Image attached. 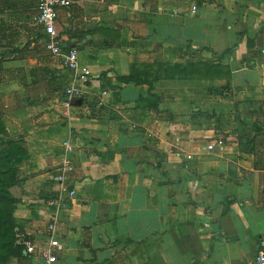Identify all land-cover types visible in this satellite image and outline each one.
<instances>
[{"label":"crops","instance_id":"1","mask_svg":"<svg viewBox=\"0 0 264 264\" xmlns=\"http://www.w3.org/2000/svg\"><path fill=\"white\" fill-rule=\"evenodd\" d=\"M69 1L57 29L90 71L78 106L62 105L70 74L45 37L22 49L24 23L0 30V117L26 151L9 188L16 229L37 249L48 241L69 140L76 196L57 225V264H255L264 135L241 150L235 116L250 109L264 124V0ZM155 64L200 69L151 90L117 81ZM9 264L43 260L19 250Z\"/></svg>","mask_w":264,"mask_h":264},{"label":"built area","instance_id":"2","mask_svg":"<svg viewBox=\"0 0 264 264\" xmlns=\"http://www.w3.org/2000/svg\"><path fill=\"white\" fill-rule=\"evenodd\" d=\"M36 11L33 23L38 26L46 38V50L53 56L60 58L63 67L69 72L70 77L64 88V101L62 105L68 109L75 100L82 96L80 83L85 82L90 76V71L80 65L79 52L76 48L64 50L60 35L57 29L58 11L60 8L68 7L69 0H36ZM63 155L55 176L57 191L50 197L46 204L51 209L50 219L46 228L48 241L37 249L35 243L24 232L15 229V245L21 247L28 255H35L37 252L43 260V264H57L58 252L62 246L57 239L56 231L62 213L67 210L69 200L76 196V190L69 186V179L74 170L72 160L73 146L69 140L62 143ZM255 264H264V235L260 240L257 253L254 259Z\"/></svg>","mask_w":264,"mask_h":264},{"label":"trees","instance_id":"3","mask_svg":"<svg viewBox=\"0 0 264 264\" xmlns=\"http://www.w3.org/2000/svg\"><path fill=\"white\" fill-rule=\"evenodd\" d=\"M36 2V0H33ZM4 9H11V11L18 10V5L25 4V0H3ZM32 7V3L29 4ZM36 10V8H35ZM105 29L113 30L114 28L106 27ZM115 30V29H114ZM44 36V35H43ZM64 49V50H68ZM206 72L214 69L213 66H201V69ZM148 77L142 80L139 74L135 73L136 66H132V72L128 76L118 77L117 81L121 83L136 82L137 84H145L151 90L153 83L160 79H176L189 77L193 70L198 71L199 64L182 66V65H166L155 64L146 65L143 67ZM154 100L157 102L155 96ZM156 104V103H155ZM237 107L239 105H236ZM155 109V108H154ZM208 118H217L214 115L198 113ZM255 114V111L250 109L241 110L236 109V122L238 124V133L236 137L241 150H251L256 135L263 133L264 124L252 122L249 119ZM264 114V112H260ZM26 157L25 149L17 142L8 139L5 133V127L0 117V264H9L10 260L15 256L17 251H22L21 247L15 245V229L16 222L14 218V210L16 201L11 197L9 188L16 183L17 164H19Z\"/></svg>","mask_w":264,"mask_h":264},{"label":"rangeland","instance_id":"4","mask_svg":"<svg viewBox=\"0 0 264 264\" xmlns=\"http://www.w3.org/2000/svg\"><path fill=\"white\" fill-rule=\"evenodd\" d=\"M3 0H0V30H3L2 25L6 24H17V22H21L22 27L20 30L22 31V36L27 41L22 49H27L30 45V40H40L44 39L40 28L33 23V17L35 15V9H32L26 2L25 4L18 5V10L11 11L8 9H4ZM43 38V39H42ZM37 42V41H36Z\"/></svg>","mask_w":264,"mask_h":264},{"label":"water","instance_id":"5","mask_svg":"<svg viewBox=\"0 0 264 264\" xmlns=\"http://www.w3.org/2000/svg\"><path fill=\"white\" fill-rule=\"evenodd\" d=\"M71 48H74V47L72 46ZM80 103H81V100L79 99V100H76V101L74 102V105L78 106V105H80Z\"/></svg>","mask_w":264,"mask_h":264}]
</instances>
